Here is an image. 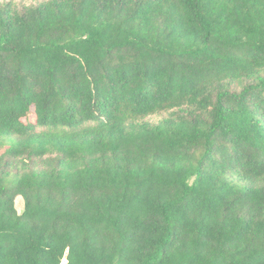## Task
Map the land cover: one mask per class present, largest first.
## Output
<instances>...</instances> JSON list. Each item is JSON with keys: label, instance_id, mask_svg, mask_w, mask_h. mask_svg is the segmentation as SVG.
I'll use <instances>...</instances> for the list:
<instances>
[{"label": "trees", "instance_id": "16d2710c", "mask_svg": "<svg viewBox=\"0 0 264 264\" xmlns=\"http://www.w3.org/2000/svg\"><path fill=\"white\" fill-rule=\"evenodd\" d=\"M29 1H0V264H264V0Z\"/></svg>", "mask_w": 264, "mask_h": 264}, {"label": "rangeland", "instance_id": "374dc122", "mask_svg": "<svg viewBox=\"0 0 264 264\" xmlns=\"http://www.w3.org/2000/svg\"><path fill=\"white\" fill-rule=\"evenodd\" d=\"M0 1L1 2H5V3L9 2V1H13L19 7L20 6H23V5H30V4H32V2L29 1V0H0ZM16 207H17L19 213H22L23 212V210H24V204H23V201H22L21 198L17 199V201H16Z\"/></svg>", "mask_w": 264, "mask_h": 264}]
</instances>
